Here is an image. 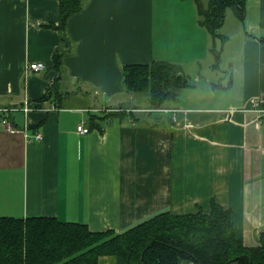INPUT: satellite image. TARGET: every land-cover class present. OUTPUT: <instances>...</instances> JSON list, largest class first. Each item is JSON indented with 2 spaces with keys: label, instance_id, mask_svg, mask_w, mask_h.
<instances>
[{
  "label": "crops",
  "instance_id": "obj_1",
  "mask_svg": "<svg viewBox=\"0 0 264 264\" xmlns=\"http://www.w3.org/2000/svg\"><path fill=\"white\" fill-rule=\"evenodd\" d=\"M83 1L69 18L74 51L62 68L69 95L62 104L45 98L59 76L54 53L61 33L49 26L59 23V0H0V107L19 108L0 110V216H56L92 231L122 232L162 209L209 212L215 200L233 211L243 243L258 246L264 231L260 0H249L241 19L242 58L226 63L232 73L222 67L221 74L215 58L235 56L227 48L231 36L214 37L201 25L195 0ZM253 4L259 9L250 16ZM154 60L196 64L186 65L189 77L181 73L220 89L213 96L218 103L171 104L168 113H154L173 120L160 126L93 121L100 106L133 98L124 91V66ZM32 62L45 68L30 70ZM236 77L242 82L233 91ZM25 101L37 109L26 112ZM52 104L58 108L49 110ZM80 124L89 132H80ZM99 264L128 263L102 255ZM179 264L197 263L181 258Z\"/></svg>",
  "mask_w": 264,
  "mask_h": 264
},
{
  "label": "trees",
  "instance_id": "obj_2",
  "mask_svg": "<svg viewBox=\"0 0 264 264\" xmlns=\"http://www.w3.org/2000/svg\"><path fill=\"white\" fill-rule=\"evenodd\" d=\"M195 1L199 23L214 37L219 36L228 7L234 8L237 17L244 20L249 2ZM59 2V23L49 26L61 33L60 45L54 53V68L60 74L65 57L74 51L68 36L69 18L85 4L83 0ZM260 9V25L264 30V0H260ZM260 40L264 43V35ZM180 72L177 65L165 60L126 64L124 91L133 98L100 106L101 114L94 116L93 121L119 118L146 126L173 122L172 118L155 116L153 109L177 99L181 90L189 86L188 77ZM62 79L60 76L52 81L45 98L55 97L67 104L69 99L65 97L69 95L62 87ZM141 95L145 99L134 98ZM232 215L230 208L213 200L209 212L201 207L186 214L162 209L122 232L92 231L84 222L64 221L56 216H0V264H99L102 255H117L128 264H179L181 258L197 264H264V231L258 246H246L237 236Z\"/></svg>",
  "mask_w": 264,
  "mask_h": 264
},
{
  "label": "rangeland",
  "instance_id": "obj_3",
  "mask_svg": "<svg viewBox=\"0 0 264 264\" xmlns=\"http://www.w3.org/2000/svg\"><path fill=\"white\" fill-rule=\"evenodd\" d=\"M202 1L205 4H208V2H209L208 0H202ZM251 2L255 3V0H251ZM250 8L252 11L250 13V16H252V14H254L253 11L255 8L257 10L259 9V7H256V5H254V4ZM237 19L238 18L236 16L234 8L228 7V9L226 11V20L224 22V25L221 28H219L218 32L220 34H222L221 36H223L225 38H226V36H224L223 33L228 34L227 35L228 38H229V36H231V39L228 42L226 41L227 44H229V46H227V48H230V49L233 48V50L236 51V53H235L234 57H231V56L228 57L227 54L224 53L222 56L215 58L216 60H218V63H220V66H221V69L217 71L219 74L222 73L221 72L222 67L225 68L226 70H228L229 73H232L233 71L228 69V65H226V63L230 62L231 65L233 66L238 60H240V58H242V55H239L238 51L241 49L242 37H243V33H244L243 27H242L243 22L241 19L240 20H237ZM197 21H199V16L197 18ZM250 23L248 24V28H250ZM176 28L177 29L181 28V26H179L177 24ZM216 43L221 45V44H223V41L220 38L219 39L217 38ZM191 58H192V55H190L186 60H190ZM175 64L180 68V70L182 68V70L185 74H186L185 71L187 69L186 65L189 66V68H195L196 67V64L189 65L185 61H176ZM183 64H185V65H183ZM189 73H192V81L189 84L190 86L184 87L182 89L181 93H184V94L181 95V97L179 96L177 99H174L171 101H166L164 103V105H162L161 107H158V108L155 107L153 109L154 112H161L164 114L168 113V111H169L168 106H173V105H182V104H186V105H202V104L212 105V104L218 103V100L215 103L213 96H214L215 92H220V89H216L214 87H211L212 85L209 84L207 81L203 80L202 78L197 80L198 76L195 75L193 72H189ZM60 76H62V78H63L62 73H60L58 77H60ZM236 79L238 82L234 83L236 85L233 87V91H235V90L238 91L239 90L238 85H241V82H242L239 80L238 77H236ZM134 98H136L137 101L145 99L144 96H142V95L140 97L135 96ZM171 104H173V105H171ZM165 105H167V106H165Z\"/></svg>",
  "mask_w": 264,
  "mask_h": 264
},
{
  "label": "built area",
  "instance_id": "obj_4",
  "mask_svg": "<svg viewBox=\"0 0 264 264\" xmlns=\"http://www.w3.org/2000/svg\"><path fill=\"white\" fill-rule=\"evenodd\" d=\"M30 70H33V71H39L41 69H44L45 68V64L42 63V62H32L29 64V67H28ZM54 108H58L55 104H52L50 107H49V110L51 109H54ZM19 108L17 107H0V110H6V111H10V110H18ZM23 109L28 112L30 110H35L37 109V107H35L34 105H32L30 103V101H25V105L23 107ZM4 122H6V124H8L9 126V129L10 130H15V127H13L10 123H8L9 121L7 119L4 120ZM78 130L80 132H83V133H87L89 132V127H86L84 124H80L78 126ZM36 138H41V134L40 133H36L35 135Z\"/></svg>",
  "mask_w": 264,
  "mask_h": 264
}]
</instances>
